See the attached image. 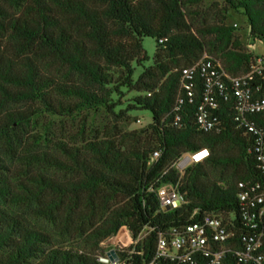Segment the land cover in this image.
<instances>
[{"label":"trees","instance_id":"1","mask_svg":"<svg viewBox=\"0 0 264 264\" xmlns=\"http://www.w3.org/2000/svg\"><path fill=\"white\" fill-rule=\"evenodd\" d=\"M203 2L0 0V264H101V243L123 226L142 236L130 247L142 264L159 234L195 209L238 221V183L264 179L253 139L237 128L234 99H219L223 127L202 131L204 82L196 76L190 96L183 70L208 53L230 74L248 71L255 56L228 16L244 12L250 34L264 41V0L215 2L213 22ZM144 37L157 42L150 66ZM136 65L144 70L135 79ZM101 108L117 115L111 127L82 125L66 136L63 117ZM138 108L153 121L122 128ZM203 147L204 162L184 174L173 166ZM167 183L186 202L165 211L155 189Z\"/></svg>","mask_w":264,"mask_h":264},{"label":"built area","instance_id":"2","mask_svg":"<svg viewBox=\"0 0 264 264\" xmlns=\"http://www.w3.org/2000/svg\"><path fill=\"white\" fill-rule=\"evenodd\" d=\"M196 76L204 82L196 114L199 128L205 132L219 131L223 127L216 114L221 106L219 99H234V121L238 129L252 137L250 150L264 173V58L255 56L248 71L233 75L220 61L205 53L183 70V88L190 96L194 95ZM180 120L176 116L174 125L180 127ZM160 156L161 151L156 150L154 157ZM209 156V148L203 147L183 154L173 166L184 174L188 166L204 162ZM178 186L167 183L155 189L162 209L180 201L173 207L177 208L186 202L185 193ZM238 187V221L234 213L225 221L215 211L195 209L190 221L159 234L153 257L142 264H264V179L240 181ZM198 214L200 217L196 218ZM141 237L134 239L133 245ZM131 246H113L100 254L98 260L101 264H134L133 254L141 251ZM111 249L116 250L117 258L108 255Z\"/></svg>","mask_w":264,"mask_h":264},{"label":"rangeland","instance_id":"3","mask_svg":"<svg viewBox=\"0 0 264 264\" xmlns=\"http://www.w3.org/2000/svg\"><path fill=\"white\" fill-rule=\"evenodd\" d=\"M217 2L219 5H222L223 0H204L202 11L205 13V18L208 22H213L216 19L215 16V7L214 3ZM228 23L237 24L238 33L242 39L243 45L245 48L253 52L254 56H259L264 58V41L258 38H254L250 34V26L247 16L242 11L231 10L228 16ZM143 45L147 54L149 55V60H147L144 65L150 66L153 64V59L156 51V39L152 37H144ZM144 65H136L135 70V79L141 74L144 70ZM131 94L126 93L125 97L122 96V99L131 98ZM124 108V106L122 107ZM119 109V108H118ZM117 109V111H118ZM125 119L123 121H119V124L122 128L127 131H132L135 129H142L147 127L153 121V114L150 110L144 108H138L130 110L126 113ZM118 120L116 114H112L107 112L105 109H92V110H83L78 114H74L73 116L63 117L62 121H64L66 130L68 131L67 137L75 134V131L79 126L86 125L87 131L90 129H98L103 130L107 129V127H111L113 122ZM65 241V240H63ZM76 242L73 240V243ZM134 237L130 230L123 226L120 230L111 237L107 238L104 242L101 243V248L109 249L113 246L118 245H133Z\"/></svg>","mask_w":264,"mask_h":264},{"label":"water","instance_id":"4","mask_svg":"<svg viewBox=\"0 0 264 264\" xmlns=\"http://www.w3.org/2000/svg\"><path fill=\"white\" fill-rule=\"evenodd\" d=\"M179 203H180V201L175 202V203H173L172 205H166V206L163 207V209L166 210V211H167V210H170V209H172L174 206L179 205ZM108 255H109L112 259H115V258L118 257L117 252H116L115 249H111V250H109Z\"/></svg>","mask_w":264,"mask_h":264}]
</instances>
